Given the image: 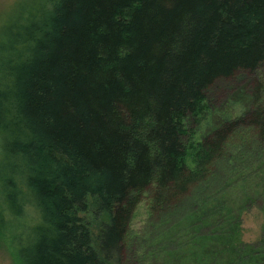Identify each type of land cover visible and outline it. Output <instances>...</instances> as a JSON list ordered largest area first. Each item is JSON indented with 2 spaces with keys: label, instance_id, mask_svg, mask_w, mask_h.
Wrapping results in <instances>:
<instances>
[{
  "label": "trees",
  "instance_id": "trees-1",
  "mask_svg": "<svg viewBox=\"0 0 264 264\" xmlns=\"http://www.w3.org/2000/svg\"><path fill=\"white\" fill-rule=\"evenodd\" d=\"M260 71L264 0H17L0 23V242L14 264H129L148 192L168 242L136 264H264V234L242 242L240 214L208 199L180 213L239 131L264 142V108L192 159L178 127L218 82Z\"/></svg>",
  "mask_w": 264,
  "mask_h": 264
},
{
  "label": "rangeland",
  "instance_id": "rangeland-1",
  "mask_svg": "<svg viewBox=\"0 0 264 264\" xmlns=\"http://www.w3.org/2000/svg\"><path fill=\"white\" fill-rule=\"evenodd\" d=\"M16 1L0 0V23L8 17ZM258 96H261L259 101ZM259 108H264V71L240 73L231 80L218 82L206 93L197 113L188 114L179 121L180 125L178 123L189 157L192 159L202 139L217 127L242 117L249 123L254 120V111ZM256 133L250 128L237 133L229 147L226 146L230 157L218 162L216 174L207 183L191 190L190 197L183 202L180 210V213L184 212L208 199L206 202L210 204L205 207L240 214L242 242L246 244L256 243L264 234V142L258 140ZM150 201L151 194L148 192L133 215L132 245L127 254L129 264H136L138 259L155 263V257H141L140 252L155 251L156 242H168L159 235L155 239L152 236L153 231H159L153 227L150 231ZM0 264H14L1 242Z\"/></svg>",
  "mask_w": 264,
  "mask_h": 264
}]
</instances>
